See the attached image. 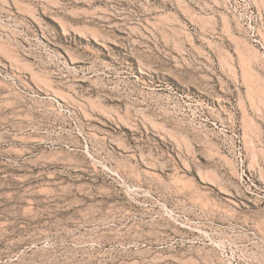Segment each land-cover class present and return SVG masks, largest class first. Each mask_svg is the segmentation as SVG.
<instances>
[{
  "label": "rangeland",
  "instance_id": "1",
  "mask_svg": "<svg viewBox=\"0 0 264 264\" xmlns=\"http://www.w3.org/2000/svg\"><path fill=\"white\" fill-rule=\"evenodd\" d=\"M0 135V264H264V0H0Z\"/></svg>",
  "mask_w": 264,
  "mask_h": 264
},
{
  "label": "bare ground",
  "instance_id": "2",
  "mask_svg": "<svg viewBox=\"0 0 264 264\" xmlns=\"http://www.w3.org/2000/svg\"><path fill=\"white\" fill-rule=\"evenodd\" d=\"M12 102H11V105L13 106ZM15 107H17L16 104H15ZM18 108L20 109V107ZM22 108L24 107L22 106ZM23 113L24 114L20 116L24 120V123H25L23 125L24 131L15 133L9 137V140L11 141L12 144L9 145V147L5 148L4 152H6L7 154L11 156L20 157L25 161H33L36 163L38 162L39 164H42V165L68 166L76 162L77 152L73 144L63 143V141H61L59 138L51 137V136H48L47 134L40 133L39 132L40 124L36 122L37 121L35 120L36 117L34 118L35 115L31 111V109ZM0 140H3L2 135H0ZM260 207H262L261 209L264 208V206H260ZM144 233L143 234L137 233L133 236L119 237L118 239L116 238L114 239L117 240L122 245L131 244L133 247H135L136 251L134 253L136 254L146 253L145 255L149 256L148 257L149 260L147 264H180V263H188V262L193 261L194 257H192L190 253L189 255H186V253L178 254L176 246H174L171 243V241H169L168 239L162 238L159 236H154L151 234H147L148 232L146 234Z\"/></svg>",
  "mask_w": 264,
  "mask_h": 264
}]
</instances>
